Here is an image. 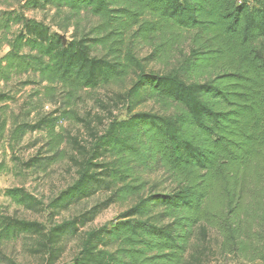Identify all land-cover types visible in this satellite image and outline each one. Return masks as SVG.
Segmentation results:
<instances>
[{
	"label": "trees",
	"instance_id": "obj_1",
	"mask_svg": "<svg viewBox=\"0 0 264 264\" xmlns=\"http://www.w3.org/2000/svg\"><path fill=\"white\" fill-rule=\"evenodd\" d=\"M0 7V147L42 133L45 143L24 168L46 172L65 163L76 178L49 202L25 188L6 190L48 224L0 211L1 262L18 264L2 245L22 240L29 253L56 264L76 239L78 253L66 264H204L199 251L212 232L223 255L264 262V0H0ZM35 11L54 12L52 24L27 15ZM83 13L97 20L89 31ZM188 40L186 53L180 48ZM140 45L160 59L179 50V66L147 73ZM131 72L136 80L121 97L126 119L109 114L99 131L90 116H74L81 92ZM31 74L38 81L24 85L46 84L39 100L59 103L35 121L34 103L16 115L15 97L4 90ZM148 101L166 112H137ZM63 119L82 123L90 139L58 131ZM159 171L172 191L151 186L147 177ZM97 196L91 208L55 222ZM116 204L130 207L113 225L85 230Z\"/></svg>",
	"mask_w": 264,
	"mask_h": 264
},
{
	"label": "rangeland",
	"instance_id": "obj_2",
	"mask_svg": "<svg viewBox=\"0 0 264 264\" xmlns=\"http://www.w3.org/2000/svg\"><path fill=\"white\" fill-rule=\"evenodd\" d=\"M0 10L2 8L0 7ZM54 12L50 11H35L28 12L27 15L38 20H44L49 24L50 17ZM82 29L89 31L92 26L96 25L97 20L94 17L83 13L80 17ZM54 30H56L54 28ZM73 32V28L70 30ZM70 32V34H71ZM261 43L260 45H263ZM183 52H190V41L188 40L180 48ZM2 52L1 55L4 54ZM138 59L145 60L147 73L153 72L155 74H166L179 66L178 60L181 59V52L175 50V53L169 59H160L154 54L153 48L148 45H140L137 49ZM31 79L32 81H38V77L34 74L28 76H22L15 78L4 90L10 91L15 97L14 102L10 103V110L16 115L21 113V108L27 102H33L35 109L32 113L30 120H36V113L50 114L56 109H59L58 105L47 103L46 98L40 101V97L37 93L43 91L46 84H28L24 85L25 81ZM136 80V75L131 72L121 82L112 84L108 87H101L94 91H83L80 93V98L77 99L76 105H74L75 114L78 118L86 119L91 117L92 127L102 131L104 126L108 125L110 119L109 114L119 119H126V103H124L121 97L128 91ZM2 87V85H1ZM3 89V87H2ZM62 96L57 98V102H61ZM175 109L172 108V113ZM149 111L156 113H165V109L154 101H148L143 103L137 108V112ZM60 115V113L58 114ZM97 117L103 119V124H100ZM64 130L65 135H72L81 139H90L89 131L83 126L82 123L77 122L75 119L64 120L60 122L58 131ZM45 143V137L42 133H34L28 135L20 145H17L12 149L8 143H4L0 147V164H3L4 172L0 173V211L14 215L20 218L29 220H39L45 224L47 222V216L41 214H35L25 210L23 207L17 206L11 202L5 196V192L9 188L21 187L27 191L33 193L45 202H49L51 199L59 195L60 192L67 189L75 181L74 171L69 170L65 163H59L49 168L46 172H31L27 171L22 163L28 161L31 157L37 154L38 149ZM151 186L158 183L159 188L157 192H170L172 191L174 184L169 180L168 175L163 171L156 172L147 177ZM103 196H97L89 201H85L79 205L72 207L69 211L61 213V215L55 218V222H63L72 219L74 216L79 215L85 210L91 208L96 203L101 201ZM130 204H116L109 209L102 212L91 224H89L85 230L98 229L105 225H113L119 216L124 213ZM22 240L6 242L2 245V253L12 258L18 264H47V257L34 256L28 252L23 246ZM80 247V241L71 240L66 247V250L62 258L56 264L70 263L74 256L78 253ZM221 239L218 234L212 232L209 235V241L202 245L199 251L204 264H264L263 261H256L250 263L234 256H226L221 253ZM0 264H6L0 261Z\"/></svg>",
	"mask_w": 264,
	"mask_h": 264
}]
</instances>
